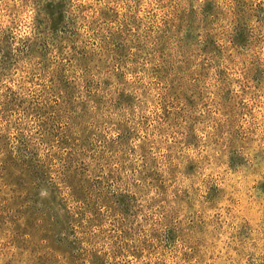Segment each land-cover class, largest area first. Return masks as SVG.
<instances>
[{
	"label": "rangeland",
	"instance_id": "1",
	"mask_svg": "<svg viewBox=\"0 0 264 264\" xmlns=\"http://www.w3.org/2000/svg\"><path fill=\"white\" fill-rule=\"evenodd\" d=\"M263 191L264 0H0V264H264Z\"/></svg>",
	"mask_w": 264,
	"mask_h": 264
},
{
	"label": "trees",
	"instance_id": "2",
	"mask_svg": "<svg viewBox=\"0 0 264 264\" xmlns=\"http://www.w3.org/2000/svg\"><path fill=\"white\" fill-rule=\"evenodd\" d=\"M71 10V9H70ZM232 38H234V39H236V40H241V35L240 34H238V33H236V32H234L233 33V35H232ZM18 140H20V139H18ZM24 144V143H23ZM19 144L18 145H16V144H13V147H12V150H15L14 152H13V154H16V152H17V150H19ZM26 148V146H24V149ZM24 160V162H25V166H27V167H29V168H35V166H36V163L34 162V160H32L30 157H25V159H23ZM63 175H64V177H62L61 178V183L63 184V185H65V186H70V183H69V179H68V176L67 175H65L64 173H63ZM33 183V182H32ZM31 183V184H32ZM33 186L34 185H36V183L34 182V184H32ZM264 192V191H263ZM66 210H67V208H66ZM70 224H71V220L69 219V221L66 223V225L67 226H69V227H71L70 226ZM73 227V226H72ZM74 229V228H73Z\"/></svg>",
	"mask_w": 264,
	"mask_h": 264
}]
</instances>
